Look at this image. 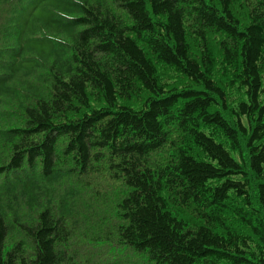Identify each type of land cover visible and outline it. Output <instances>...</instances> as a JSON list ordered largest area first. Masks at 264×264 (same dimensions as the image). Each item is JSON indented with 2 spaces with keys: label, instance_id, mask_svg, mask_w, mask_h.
Segmentation results:
<instances>
[{
  "label": "trees",
  "instance_id": "16d2710c",
  "mask_svg": "<svg viewBox=\"0 0 264 264\" xmlns=\"http://www.w3.org/2000/svg\"><path fill=\"white\" fill-rule=\"evenodd\" d=\"M0 264H264V0H0Z\"/></svg>",
  "mask_w": 264,
  "mask_h": 264
}]
</instances>
